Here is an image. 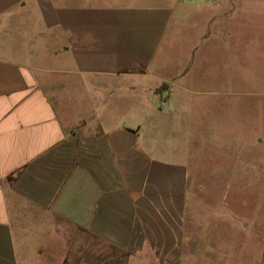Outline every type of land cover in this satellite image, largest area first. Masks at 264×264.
Returning <instances> with one entry per match:
<instances>
[{"label": "crops", "instance_id": "1", "mask_svg": "<svg viewBox=\"0 0 264 264\" xmlns=\"http://www.w3.org/2000/svg\"><path fill=\"white\" fill-rule=\"evenodd\" d=\"M181 4L0 0V264H182L191 159L126 118L184 78L155 74Z\"/></svg>", "mask_w": 264, "mask_h": 264}, {"label": "rangeland", "instance_id": "2", "mask_svg": "<svg viewBox=\"0 0 264 264\" xmlns=\"http://www.w3.org/2000/svg\"><path fill=\"white\" fill-rule=\"evenodd\" d=\"M212 1L185 0L176 10L170 32L179 33L168 35L155 74L182 70L184 78L126 118L191 159L198 190L189 196L182 264H264V1L232 2L231 20L213 22L207 37ZM100 255L101 264L126 261L105 240Z\"/></svg>", "mask_w": 264, "mask_h": 264}, {"label": "water", "instance_id": "3", "mask_svg": "<svg viewBox=\"0 0 264 264\" xmlns=\"http://www.w3.org/2000/svg\"><path fill=\"white\" fill-rule=\"evenodd\" d=\"M169 88V84L168 83H165V84H163L162 86H161V90L162 91H166L167 89Z\"/></svg>", "mask_w": 264, "mask_h": 264}]
</instances>
